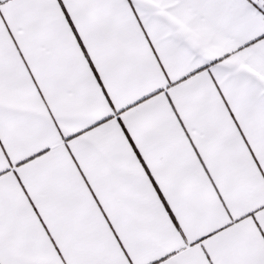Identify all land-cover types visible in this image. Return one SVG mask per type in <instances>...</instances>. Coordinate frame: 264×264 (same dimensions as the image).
<instances>
[{
    "label": "snow or ice",
    "instance_id": "obj_1",
    "mask_svg": "<svg viewBox=\"0 0 264 264\" xmlns=\"http://www.w3.org/2000/svg\"><path fill=\"white\" fill-rule=\"evenodd\" d=\"M0 264H264V0H0Z\"/></svg>",
    "mask_w": 264,
    "mask_h": 264
}]
</instances>
